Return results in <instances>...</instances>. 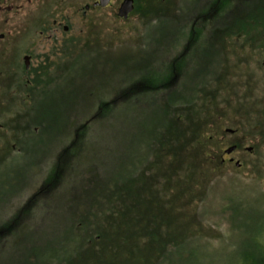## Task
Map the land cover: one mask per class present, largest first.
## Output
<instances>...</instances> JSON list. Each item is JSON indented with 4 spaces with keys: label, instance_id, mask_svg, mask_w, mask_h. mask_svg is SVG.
I'll return each instance as SVG.
<instances>
[{
    "label": "rangeland",
    "instance_id": "obj_1",
    "mask_svg": "<svg viewBox=\"0 0 264 264\" xmlns=\"http://www.w3.org/2000/svg\"><path fill=\"white\" fill-rule=\"evenodd\" d=\"M204 1L196 0L198 4ZM84 4L85 0H64L62 3H59V0H16L13 10L0 15V33L6 35V39L0 44L5 52L2 57L10 56V44L21 56L19 67L10 68L12 71L7 70L9 73L14 71L15 76H0V90L26 88L25 85L18 84V80L36 78L18 76L24 73L23 57L26 53L34 54L32 62L29 63L30 70L27 71L32 73L34 69L46 66H50L48 70L51 68L49 75H45L46 80H51L48 87L41 85V89L35 92L40 84L36 85V82L32 81L35 85L31 89V101L26 105L30 106L31 113L27 111L25 116L20 118L17 114L19 111L15 110L19 108L18 103L14 102L11 96L7 97L15 109H9L4 116L0 113V124H4V127L0 126V158H4L0 163V227L26 205H30V211L23 212L25 214L15 229L19 236H22L26 225L31 228V219H34L37 227L36 232H33L35 238H31L29 231L22 239L10 236L13 238H9L4 244L1 242L0 264H24V257L28 251L31 252L33 243L42 249L45 248V253L59 252L75 239L73 233L68 234L64 229L81 218L87 219L84 230L78 236L83 240L92 230L90 223L93 219L89 216L91 200L96 199L100 203L103 201L105 206L107 201L101 198L113 199L115 180L123 183L127 181L131 189L133 178L141 176L139 172L143 170L142 167H152L156 162L152 154L158 144L155 138L151 137L152 127L149 125L143 136L133 137L132 132L138 131V124L133 119L140 122L145 118L144 122L147 124L152 121V116L161 119L165 113V96L159 93L150 104L143 101L129 104L127 109L131 118L128 124L120 123L111 127L115 118L118 119L116 111L92 122L86 128L88 130L83 138L80 134L77 135V132H81L77 131L79 126L91 118L101 99H113L125 87V83L129 81H125V78L130 76L129 71L123 67L124 70L116 72L119 70L117 68L113 77L107 72L108 68L103 73L97 70L98 72L93 73L94 76L89 77L68 75L62 70V65L61 70H58L59 66H55L59 60L53 42L74 38L80 42L81 49H86L84 44L87 41H99L101 47L97 53L107 59L108 66L114 61L119 62L121 58L131 62L139 57V61H142L140 56H150L156 49L154 59L158 66L178 51L185 54L187 51L184 52V40L180 38L177 47L172 49L171 53H166L179 35L177 30L167 35L169 28L165 25L149 28L148 22L145 23L146 19L139 13L123 20L109 9H105L89 12L83 17L82 10H79ZM53 18L69 24L70 31L65 33L58 30V33L52 32V38L48 37L54 26L52 24L51 30L39 34V30L50 26L48 24ZM242 43L243 39H235L226 46L229 52L226 67L230 74L215 76L221 78V82L220 86L217 82L213 84L219 89L214 101L209 99L213 104L210 103L207 110L202 108L203 102H199L197 106L199 111H202L198 114L199 118H207V127L214 137V143L219 142L223 145L222 148L227 150L229 143L240 142V151L234 154V157L239 159L243 166L237 168L235 162L227 161L217 173L206 172L205 175V172L201 171L204 178L199 179L200 187L199 184H194L193 188L190 185L191 192L186 194L183 202L177 203L176 211L181 216L182 224L187 225L183 233L185 244L182 249L184 257H188L186 264L264 262V124L258 123L260 114L264 112V76L259 73L260 61L264 59L250 49L241 51ZM70 52L71 50L67 51ZM96 56V53L89 55L90 59ZM225 59L224 57L223 60ZM262 65L264 68V64ZM190 66L191 61L188 64V67ZM81 72L83 74V68ZM76 76L79 77L78 83L87 91L78 94L80 97L77 100L75 98L73 107L64 101L59 104L61 97L64 100L60 88H64L72 80L75 81ZM212 77L214 76H194L193 79H186L185 76H178L176 84L180 86L179 90L183 91L190 86H202ZM92 78L100 91L97 87L95 90L93 88L94 91L91 89ZM97 81H100V86ZM89 92L95 95L90 96ZM39 104L47 109V114L45 111L37 112L36 106ZM54 105H58L57 114L53 111ZM154 110L158 112L152 114L151 111ZM24 111L26 110L23 108L22 112ZM198 116L194 114L195 119ZM6 120L8 122H5ZM28 125L31 126V135L27 133V130L30 131ZM225 128L237 129V133L228 134ZM126 134L127 136L123 137ZM42 137L43 140L40 139ZM246 146H253L254 151H246ZM47 147L50 149L47 150ZM64 148L70 155L73 154L72 150L77 154L74 153L65 161L66 171L63 170L58 187L51 190L44 186L45 181L57 165L58 153ZM23 154L29 158L22 160ZM184 167L185 165L183 169ZM144 172L149 173L146 168ZM156 180L159 182L161 178ZM43 187L47 192L40 191ZM9 188L11 191L15 189L13 196H10L11 200V191L4 195L8 198H3L5 190ZM67 190H72L73 193L67 196L65 201L64 194ZM85 200L88 203L83 209ZM48 246L52 249H46ZM168 252L170 256L173 254L172 257L178 256L174 248Z\"/></svg>",
    "mask_w": 264,
    "mask_h": 264
},
{
    "label": "trees",
    "instance_id": "obj_2",
    "mask_svg": "<svg viewBox=\"0 0 264 264\" xmlns=\"http://www.w3.org/2000/svg\"><path fill=\"white\" fill-rule=\"evenodd\" d=\"M191 2H194V5ZM135 13L141 14V17L146 19L145 23L148 22L149 28L165 25L169 28L167 35L174 33L175 30L179 32V38L173 40L172 48L166 53H171V50L177 47L180 38H183L184 52H187L183 54V51H178L158 66L154 59L157 54L156 49L150 56H140L142 61H139V57L131 62L121 58L119 62L114 61L108 66L107 59L97 53L101 47L99 41H87L84 44L86 49H81L77 39L69 38L66 41L70 44L61 47L57 56L59 61L55 66H59L58 70H61L62 65V70L72 76H94L95 71L103 73L107 68L110 77H113L117 68L119 70L117 69L116 72L122 71L123 67L129 71L130 76L125 78V81H129L125 83V87L113 99H101L91 118L79 126L77 131L81 132H77V135L80 134L83 138L88 130L86 128L92 122L116 111L118 119L115 118L111 127L120 123L128 124L131 118L127 109L129 104L137 101L150 104L156 96L160 94L165 96L163 101L165 113L161 119L152 116L149 124L144 122L145 118L140 122L133 119L138 124L136 129L138 131L132 132L133 137L143 136L147 127L149 125L152 127L151 137H154L158 144V148L152 154L156 162L152 167L149 165L142 167L143 170L139 172L141 176L133 178L131 189L127 181L123 183L115 180L113 199L101 198L107 201L105 206L103 201L100 203L96 199L91 200L89 216L93 219L90 223L92 230L83 240L78 236L84 230L87 219L81 218L64 229L66 233L75 235V239H72L68 246L62 247L59 252L45 253V248L42 249L33 243L31 252L28 251L24 257V264H186L188 260L182 250L185 244L183 233L187 225L182 224L181 216L176 211L177 203L183 202L186 194L191 192L190 185L193 188L194 184L198 185L201 182L199 179L204 178L201 171L206 175V172L217 173L223 167L218 155L223 145L219 142L214 143V137L207 127V118H199L198 114L202 111H199L197 105L203 102L202 108L207 110L208 105L213 104L209 99L214 101L219 90L213 84L217 82L220 86L221 82V78L215 76L230 74L226 67L229 54L227 44L234 42L235 39H243L241 51L250 49L264 59V0H205L201 4L196 0H138V10ZM172 27L175 28L171 29ZM69 50L71 52L67 53ZM93 53L97 56L90 59L89 55ZM189 61L192 62L190 67H188ZM260 64L261 75H259L264 76L262 65L264 61L261 60ZM48 67L50 66L40 68L38 72L40 76L31 78V89L35 85L32 81L36 82V85L40 84L35 92L41 89V85L45 88V85L48 87L50 84L51 80L45 79V75H49L48 71L51 70V68L48 70ZM208 75L214 77L207 79L202 86H190L180 91V86L176 84L178 76L191 79L194 76ZM78 76L75 81L70 82L72 86L68 84L60 88L64 100L61 97L59 104L64 101L65 104L73 107L74 102L80 97L78 94L87 91L78 83ZM91 80V89L95 90L96 87L98 89V84L96 85L93 78ZM97 83L100 86V81ZM88 95L95 94L89 92ZM55 107L53 111L57 114L58 105ZM43 109L40 104L36 106L37 112L45 111L47 114V109ZM151 112L154 114L158 111ZM195 113L197 119L194 117ZM258 120V123L264 124V112L260 114ZM33 130L35 131V128ZM53 130L55 131V128ZM126 136L127 134L123 137ZM75 150H77L76 146ZM72 152L73 154L70 155L64 148L58 153L57 165L46 179L45 187L51 190L58 187V181L63 176L62 172L67 168L64 163L74 155V150ZM25 157L29 158L23 154L22 160ZM160 158L162 159L159 162ZM145 168L149 173L144 172ZM158 177L161 178L159 182L156 180ZM44 190L46 189L43 187L40 191L44 193ZM10 191L11 188L5 190L3 198H8L4 195ZM14 192L15 189L9 193V200ZM72 193V190L65 192V201ZM87 203L85 200L83 209L86 208ZM26 211H30V205L24 206L12 219L1 224L0 243L4 244L13 238L10 236L22 239L29 231L31 238H35L33 232H36L37 227L34 219H31V228L29 225L23 228L25 232L22 236H19L15 229L17 225L19 226L22 215L25 214L23 212ZM171 248L176 249L177 257H172L173 254L169 255L168 250ZM46 249L52 248L48 246Z\"/></svg>",
    "mask_w": 264,
    "mask_h": 264
},
{
    "label": "flooded vegetation",
    "instance_id": "obj_3",
    "mask_svg": "<svg viewBox=\"0 0 264 264\" xmlns=\"http://www.w3.org/2000/svg\"><path fill=\"white\" fill-rule=\"evenodd\" d=\"M15 1L16 0H0V15L2 16L4 13L10 12L11 9L13 10ZM62 1L64 2V0H59V3H62ZM124 1L125 0H85L84 6H82L79 11L82 10V13H83L82 16L86 17L89 14V12L105 10V9L108 10L109 9L111 11V13L116 14L118 16V18L123 19V20H128L136 12V10H138V0H133L134 8L129 13L127 18L119 16V10H120ZM52 24H54V26ZM48 25H50V26L46 27V28L44 27L41 30H39V34L42 35L46 30L47 31L51 30V26H53V29L51 31V34L48 37L52 36V32L58 33L59 32L58 30H63V32H65V33L70 31L69 24H66L63 20H58L57 18H53L52 21ZM4 39H6L5 33H0V44L3 43ZM53 43H54V47H55L54 48L55 52H57L56 55H58L62 46L66 45V44H70V42H67L66 40L65 41H59V42L54 41ZM10 45H12V44H10ZM10 45H9V49H10V56L9 57H5V56L2 57V54H5V52L3 51L4 47L0 46V66H1L0 67V76H15L14 71L12 73L10 72L11 73L10 74L7 70H9L10 68L15 69L16 68L15 66L19 67V63L21 60V58H19V57H21V56H19V51L18 52H17V50L15 51L14 48L11 47ZM33 55H34L33 53H31V55L27 54V53L24 55V57H23L24 73L23 74L20 73V74H18V76H40L38 73L40 70V67L37 69H34V71H32V73H31V71H27V70H30L29 69V63L32 62L31 60H32ZM3 60H5L7 62H5ZM18 84H20L21 86L25 85L26 88L24 87L22 89L13 88L11 90H8V89L0 90V113L2 114V116H4V114H6L9 109H15V107L12 104H10V102H9V99H8L9 96L12 97V100L14 102L18 103L19 108L15 109V110L19 111V112H17V114H19L20 118H21V116H25V113L27 111L28 112L30 111L29 113H31L30 106L26 107V105L28 104V101H31V77L28 79H24V80L22 78H20L18 80ZM4 92H6V93H4ZM23 108L26 111L22 112ZM10 112H12V111H10ZM2 116H0V118ZM9 119H11V117L8 118V120ZM28 119H30L29 125H31V115H29ZM8 120H6L5 122H8ZM21 120H23V119H21ZM29 125L27 126V128H30V131L27 130V133H28V135H31V126H29ZM0 126L4 127V124H2V125L0 124ZM225 131H226V133L231 134V135L237 133V129H233V128H225ZM231 146H234V149L230 153H227L226 150L224 149V147L222 148V152L219 154L220 161L222 164H225L227 161L235 162L236 167L241 168L243 166V163H241V161L239 159H236L234 157V154H236L240 151L241 144L239 141H235L231 144L229 143L228 147H231ZM245 150L248 152H253L254 147L253 146H246ZM3 161H4V158L2 156L0 158V163H2ZM237 162H239L240 165H237L236 164ZM0 167H1V165H0Z\"/></svg>",
    "mask_w": 264,
    "mask_h": 264
},
{
    "label": "water",
    "instance_id": "obj_4",
    "mask_svg": "<svg viewBox=\"0 0 264 264\" xmlns=\"http://www.w3.org/2000/svg\"><path fill=\"white\" fill-rule=\"evenodd\" d=\"M134 4L133 0H125L119 10V16L127 18L129 13L133 10ZM234 149V146L228 147L226 152L230 153ZM237 165H240L239 162L236 163Z\"/></svg>",
    "mask_w": 264,
    "mask_h": 264
}]
</instances>
